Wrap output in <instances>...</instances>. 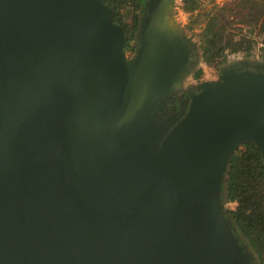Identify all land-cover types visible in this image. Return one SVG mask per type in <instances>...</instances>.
Instances as JSON below:
<instances>
[{
  "label": "water",
  "instance_id": "obj_1",
  "mask_svg": "<svg viewBox=\"0 0 264 264\" xmlns=\"http://www.w3.org/2000/svg\"><path fill=\"white\" fill-rule=\"evenodd\" d=\"M171 7L147 1L130 59L104 0H0V264H249L220 196L264 152V65L163 115L193 57Z\"/></svg>",
  "mask_w": 264,
  "mask_h": 264
},
{
  "label": "trees",
  "instance_id": "obj_2",
  "mask_svg": "<svg viewBox=\"0 0 264 264\" xmlns=\"http://www.w3.org/2000/svg\"><path fill=\"white\" fill-rule=\"evenodd\" d=\"M148 0H104L114 11V21L126 33L125 50L132 55L138 48ZM186 13L194 12L196 0H184ZM201 33L203 62L218 72L234 57L251 56L258 40L264 42V0H233L218 6L215 13L199 12L189 25ZM260 59L264 61V47ZM202 75V70L196 74ZM236 203L224 211L225 219L238 244L248 255L249 264H264V152L254 142L243 143L225 172L220 204Z\"/></svg>",
  "mask_w": 264,
  "mask_h": 264
},
{
  "label": "rangeland",
  "instance_id": "obj_3",
  "mask_svg": "<svg viewBox=\"0 0 264 264\" xmlns=\"http://www.w3.org/2000/svg\"><path fill=\"white\" fill-rule=\"evenodd\" d=\"M233 1V0H196L195 6H194V12L186 13L184 11L185 9V3L184 0H171V16L172 19L177 26L181 36L183 39L189 41L190 46L193 50V57H192V63L184 75V77L181 79V81L178 84L177 89L175 90L174 94L171 96V98L168 100L166 105L163 108L162 114L169 115H178L180 114L185 105V101L189 96V93L196 90L200 85L205 83V81H202L203 78H205V73L209 74V77L214 76V72H216L213 67L207 65L205 62H203L202 58V50L200 48L201 44V33L204 28V24H201L199 27H196L194 30L189 29V25L191 23L192 18L196 17L197 13L201 12H209L210 14H213L216 12L218 6H221L222 4ZM138 44V43H137ZM264 47V42L261 40H258L257 46L255 48V52L251 56H244L240 55L237 57H234L232 60H230L229 64L226 65V68L234 67L236 65L250 63L252 65H264V61L260 62V57L258 55H261L262 48ZM130 59L134 57V55L127 53ZM199 70H202V75L200 78L196 77V74ZM223 70L221 72H218L222 74ZM219 79L221 77L217 76ZM217 78V79H218ZM213 80V82L219 81ZM209 82H212V80H208ZM166 118V117H165ZM160 120V119H159ZM236 203H230L226 204L222 207L223 210L226 209H235Z\"/></svg>",
  "mask_w": 264,
  "mask_h": 264
},
{
  "label": "built area",
  "instance_id": "obj_4",
  "mask_svg": "<svg viewBox=\"0 0 264 264\" xmlns=\"http://www.w3.org/2000/svg\"><path fill=\"white\" fill-rule=\"evenodd\" d=\"M258 57H260V55H258ZM259 61L262 62V60H259ZM220 75H221V73H220ZM220 75H219L218 71L214 72V76H212V77H209V74L205 73V78H203L202 81H205V83H206V82H209L208 80H212V82H213V80H216L218 78L217 76H220Z\"/></svg>",
  "mask_w": 264,
  "mask_h": 264
}]
</instances>
